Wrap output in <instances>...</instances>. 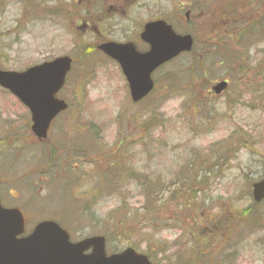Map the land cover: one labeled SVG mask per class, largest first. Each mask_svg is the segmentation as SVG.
I'll list each match as a JSON object with an SVG mask.
<instances>
[{
  "label": "rangeland",
  "instance_id": "obj_1",
  "mask_svg": "<svg viewBox=\"0 0 264 264\" xmlns=\"http://www.w3.org/2000/svg\"><path fill=\"white\" fill-rule=\"evenodd\" d=\"M235 1L0 0V69L20 72L72 57L60 98L69 103L67 114L86 125L64 155L68 142L56 134L62 123L51 133L54 151L31 145L29 136L19 164L44 171L25 187L28 228L51 219L74 241L102 235L108 253L134 247L155 264H234L233 257L235 264H264V202L254 204L251 196V185L264 177V87L258 92L252 83L259 72L264 79V42L248 45V88L241 75L232 79V60L222 58L239 50L232 31L259 34L264 0ZM115 10L119 17H110ZM94 19L103 31L94 32ZM153 20L189 33L194 52L154 73L152 94L133 104L119 67L96 47L105 39L136 41ZM109 25L116 29L104 31ZM221 81L228 87L214 94ZM0 104L12 108H0V116L10 112L20 125L25 110L18 101L0 89ZM10 158L0 162L3 178L19 171L8 166ZM142 185L151 186L154 221L138 227L149 214ZM235 211L245 214L233 225Z\"/></svg>",
  "mask_w": 264,
  "mask_h": 264
},
{
  "label": "water",
  "instance_id": "obj_2",
  "mask_svg": "<svg viewBox=\"0 0 264 264\" xmlns=\"http://www.w3.org/2000/svg\"><path fill=\"white\" fill-rule=\"evenodd\" d=\"M140 38L149 46L147 53L139 54L130 45L115 43L99 48L118 62L134 103L152 89V72L180 53L189 52L192 46L190 36L175 35L163 21L146 24ZM70 63V59L60 58L22 74L0 71V86L29 107L32 129L38 137H45L48 121L65 109L63 102L55 100L54 95L62 87ZM225 87L226 84L221 83L214 90L220 92ZM252 199L256 203L264 199V180L252 185ZM23 229L19 211L0 207V264H150L147 258L130 249L106 257L102 237L72 244L67 233L50 221L39 223L28 237L17 239ZM89 249L91 252L85 255Z\"/></svg>",
  "mask_w": 264,
  "mask_h": 264
},
{
  "label": "flooded vegetation",
  "instance_id": "obj_3",
  "mask_svg": "<svg viewBox=\"0 0 264 264\" xmlns=\"http://www.w3.org/2000/svg\"><path fill=\"white\" fill-rule=\"evenodd\" d=\"M120 15L117 10H115L110 17H116L118 18ZM189 12L185 13V16L188 18ZM68 19L69 22L74 19V15L68 14ZM108 18L104 21H107ZM103 21V22H104ZM185 21L187 19L185 18ZM90 23L93 24V20H90ZM101 27L103 26L102 23L98 24L97 19H94V27L93 30L94 32H101L103 29ZM92 26V25H91ZM116 27L109 25L104 31L106 32H111L115 30ZM140 34V33H139ZM107 41V40H106ZM105 41V42H106ZM126 43H131L136 51L142 53L147 51V46L142 45L143 48H140L138 44L141 45V42L139 40V35L138 39L136 41H128ZM250 75V73H249ZM248 75V76H249ZM249 79V78H248ZM228 83V82H227ZM20 104V102H18ZM20 106L25 110V116L23 117V121L21 122L20 125H14L12 122V116L11 113L9 112L8 115L0 116V132L3 133L2 138L0 139V162H3L4 158L6 155H10L11 157V163L12 165H8L11 168H17L19 167V171H17L16 175L11 178H3V172L0 170V205L4 209H17L22 213L24 222H25V233L24 236L27 235L28 233L31 232L32 228H28L27 226V215L21 205L23 198H24V192L26 191V185L29 182H33V185H36L37 182H39L33 175L39 174L42 171H44V168H37L32 170L31 172L26 169L22 170V168L25 166L23 163L19 164V161L21 160V157L23 158V161L25 159V154H22L23 149H28L25 148V146L28 143L29 136L32 139L31 145L36 146L37 148H42L43 151H45V148H47L49 151H54L55 148L58 149L57 144L54 143L50 138H51V128H53L55 125L59 128V125L62 123L60 126V132L63 135H59V133L56 134L58 135V138L62 140V142H68L67 149L63 151V155L70 153L72 151V146L74 142V135L76 136L77 134H84L83 131H80V129L85 128L86 125L80 123L77 124V118L75 115H59L56 117V119L50 123L49 126V131L47 132V136L44 139H39L33 135L31 132V117L29 114V111L26 107H24L22 104ZM68 106V105H67ZM1 109H9L10 111L12 110L11 107H7L5 105L0 104ZM69 108V106H68ZM70 109V108H69ZM206 117L212 116L211 114H208V110H204ZM54 123V124H53ZM79 128V131H76L75 128ZM56 130V129H54ZM73 136V137H72ZM54 144V145H53ZM61 153V152H60ZM17 158V159H16ZM49 161L54 160L52 156L48 157ZM73 159V158H72ZM70 160L69 164L72 161L75 160ZM82 163H86L84 160H81ZM22 172V173H21ZM11 181V183L8 182ZM35 182V184H34Z\"/></svg>",
  "mask_w": 264,
  "mask_h": 264
},
{
  "label": "trees",
  "instance_id": "obj_4",
  "mask_svg": "<svg viewBox=\"0 0 264 264\" xmlns=\"http://www.w3.org/2000/svg\"><path fill=\"white\" fill-rule=\"evenodd\" d=\"M247 1V0H245ZM239 1H235V4H237ZM257 26V25H256ZM250 27H241V30H238V32H234L232 31V38H234V40L237 42V44L239 45V50L238 51H242L245 53V55L243 57H240L237 55V48H233V50L231 51L232 52V55L228 54V53H224L222 54V58L224 60V58H226L227 60L231 61L232 63V66L234 68V71L236 74H232V79L235 77V76H238V75H241L238 80L240 81L241 79H244L245 80H248V78L251 77L252 75V70L250 69L249 67V64H250V60H249V57L247 56V50H248V45L252 42H254L255 44H259L260 42L263 43L264 42V19L262 18L261 21H260V24H259V27H258V35L255 36L253 33H251L250 31ZM225 37H228L227 35H224ZM239 38V39H238ZM261 38L263 39L261 41ZM227 49H231L230 47H227ZM194 52V49L191 51V53L193 54ZM224 56V57H223ZM242 58H244V60H241ZM250 73V75H249ZM249 75V76H248ZM264 77V76H263ZM237 80V81H238ZM246 84L244 85V87L248 88L249 87V83H247V81H245ZM252 83L254 86H258L260 87L258 89V92L264 87V79H262V74L261 72L257 73V76L252 79ZM125 179H127V174H124L123 175ZM135 181L138 183L141 182V179L140 181L137 180L135 177H134ZM105 180L106 177H105ZM142 181L144 182L145 180L142 179ZM141 186V185H140ZM146 186V187H145ZM142 190H143V194H145L146 196V207H144L145 210H148L147 213L148 216L143 220L144 223L142 224H138V227L142 226V225H151L152 222L154 221V216H153V213H152V208H148V204H149V200H150V197H151V186H148V185H142ZM155 196V194H154ZM154 205H155V202L153 204V208H154ZM143 209V210H144ZM144 212V211H143ZM233 212V211H232ZM237 214V216L235 217V219L239 218L242 214H245L243 213L242 211H235ZM235 223H233L234 225ZM245 240L238 242V250L240 251V249H243L242 246L244 244ZM263 244V243H262ZM244 247V246H243ZM219 255V251L217 253V255L215 257H217ZM152 258V257H151ZM232 262L235 264L236 263V259L233 257L232 259ZM199 264V263H198Z\"/></svg>",
  "mask_w": 264,
  "mask_h": 264
}]
</instances>
